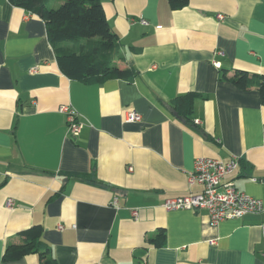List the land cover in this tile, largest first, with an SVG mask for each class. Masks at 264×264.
Instances as JSON below:
<instances>
[{
    "label": "crops",
    "instance_id": "obj_1",
    "mask_svg": "<svg viewBox=\"0 0 264 264\" xmlns=\"http://www.w3.org/2000/svg\"><path fill=\"white\" fill-rule=\"evenodd\" d=\"M100 2L116 65L137 75L88 86L62 75L42 19L0 0V257L40 225L56 264H264V210L212 226L162 206L201 190L188 184L194 159L232 157L229 180L264 205V106L256 88L221 79L264 75V0ZM188 93L200 97L185 121L174 101ZM162 232L163 246L148 242Z\"/></svg>",
    "mask_w": 264,
    "mask_h": 264
},
{
    "label": "trees",
    "instance_id": "obj_2",
    "mask_svg": "<svg viewBox=\"0 0 264 264\" xmlns=\"http://www.w3.org/2000/svg\"><path fill=\"white\" fill-rule=\"evenodd\" d=\"M53 0H8L43 20L46 39L54 51L56 64L63 76L83 84H101L106 80H130L137 75L132 66L118 67L120 55L118 36L109 28L100 0H64L55 5ZM171 10H181L189 0H166ZM66 43H73L67 46ZM221 79L240 90L256 88L264 106V75H249L235 70L231 76L221 71ZM188 93L174 101V110L188 121L197 98ZM42 227L32 226L18 233L19 242L7 245L0 264L36 254L39 264H56L41 241ZM163 232L148 240L154 246L164 245Z\"/></svg>",
    "mask_w": 264,
    "mask_h": 264
},
{
    "label": "built area",
    "instance_id": "obj_3",
    "mask_svg": "<svg viewBox=\"0 0 264 264\" xmlns=\"http://www.w3.org/2000/svg\"><path fill=\"white\" fill-rule=\"evenodd\" d=\"M217 15V19H222ZM147 24L143 20L139 21ZM215 66H218L215 63ZM66 115L68 132L76 136L81 127L77 121L76 111L69 105L59 108ZM141 117L136 112H128L126 122L134 123L140 121ZM238 161L232 157L227 162L209 158L194 159L193 171L188 176L189 185H198L201 190L197 193L166 199L163 208L167 211H204L208 215L209 224L218 225L227 220L240 219L248 214L263 211V202L247 194L238 191L229 177L237 169ZM129 171H132L129 168ZM11 205V203H8ZM136 212H132L133 215ZM62 227L59 226V229Z\"/></svg>",
    "mask_w": 264,
    "mask_h": 264
},
{
    "label": "rangeland",
    "instance_id": "obj_4",
    "mask_svg": "<svg viewBox=\"0 0 264 264\" xmlns=\"http://www.w3.org/2000/svg\"><path fill=\"white\" fill-rule=\"evenodd\" d=\"M58 4V3H57Z\"/></svg>",
    "mask_w": 264,
    "mask_h": 264
}]
</instances>
